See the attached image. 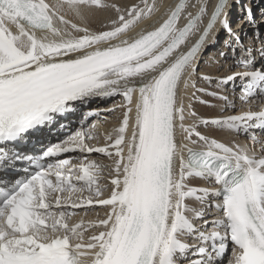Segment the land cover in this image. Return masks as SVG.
Returning a JSON list of instances; mask_svg holds the SVG:
<instances>
[{
    "label": "snow or ice",
    "instance_id": "1",
    "mask_svg": "<svg viewBox=\"0 0 264 264\" xmlns=\"http://www.w3.org/2000/svg\"><path fill=\"white\" fill-rule=\"evenodd\" d=\"M258 94L264 0H0V264H264Z\"/></svg>",
    "mask_w": 264,
    "mask_h": 264
},
{
    "label": "bare ground",
    "instance_id": "2",
    "mask_svg": "<svg viewBox=\"0 0 264 264\" xmlns=\"http://www.w3.org/2000/svg\"><path fill=\"white\" fill-rule=\"evenodd\" d=\"M149 2L151 3L152 0H149ZM156 2L159 4L161 2V0H156ZM169 3L172 2V0H168ZM128 3L131 4V3H139V0H128ZM240 15H242V13H240L239 11H237L236 13H234V16H233V20L235 21L237 19V17H239ZM245 29H246V40H247V35H250L251 34V27L249 25H244L243 26ZM223 39L224 37L221 36L220 38V44L217 45L216 47H221L222 44H223ZM215 51V48H209V50L207 52H205L204 55H208V57H210L212 55V52ZM205 59H206V56H205ZM201 67H203V64L201 65ZM245 69L242 68V67H237V69L233 70V71H244ZM215 74V73H213ZM221 75H224L226 74V72H222L220 73ZM240 84V80L238 79L236 81V89H237V85ZM198 86H203V84H199ZM225 92L229 95V97L231 98L233 96V91H232V88L231 86H229ZM189 94H191V90H189ZM204 99H209L208 97H204ZM260 96L257 95L255 96L253 99H251L250 101L248 102H245V101H237V104H236V107L235 109H225L224 113H220L218 111V109H212V108H209L208 106L206 105H203V104H200V103H194V110H196L199 114H202L204 115L205 117H218L220 115H231V114H241L242 112L244 111H259L260 109V104H259V100H260ZM212 103H216V104H220L222 102L220 101H212ZM104 106V105H102ZM261 110V109H260ZM112 123H102L101 124V131H111L112 129ZM256 135L260 138H264V133L263 132H259V129H256L254 130ZM43 143L46 145L47 143L49 142H56V139L57 137L56 136H46V137H43ZM240 141L242 143H250L248 137L244 134H241L240 137H239ZM10 148L13 147V146H9ZM41 148V145L37 144L35 139H33L32 141L29 142V144L27 145H21V146H18V150L20 151H23L25 152L26 154H29V152H31V150H39ZM67 155V154H66ZM192 186H202L198 183H195L192 185ZM192 206L195 207L196 206V203L195 201L193 200L192 202ZM102 214V212H101ZM96 216V213H89L85 218L86 219H94ZM210 228H211V225H210Z\"/></svg>",
    "mask_w": 264,
    "mask_h": 264
},
{
    "label": "rangeland",
    "instance_id": "3",
    "mask_svg": "<svg viewBox=\"0 0 264 264\" xmlns=\"http://www.w3.org/2000/svg\"><path fill=\"white\" fill-rule=\"evenodd\" d=\"M246 43H247V40H246ZM209 50V49H208ZM207 50V51H208ZM206 51V52H207ZM204 56H206V59L208 58V56H209V54L208 55H204ZM235 69H237V67H235L233 70H235ZM203 87H206V85H203ZM227 94V93H226ZM233 95H235V96H237V97H239V91H238V87H237V89L235 90V93L233 94ZM202 99H204V97H202ZM238 101V100H237ZM194 103H199V102H194ZM237 104V103H236ZM234 110V109H233ZM110 123V122H109ZM209 227H210V225H209Z\"/></svg>",
    "mask_w": 264,
    "mask_h": 264
}]
</instances>
